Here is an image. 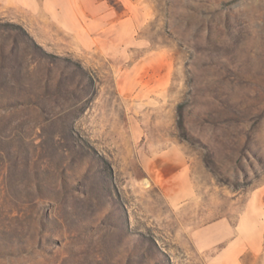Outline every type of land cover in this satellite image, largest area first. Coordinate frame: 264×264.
<instances>
[{
	"label": "rangeland",
	"instance_id": "rangeland-1",
	"mask_svg": "<svg viewBox=\"0 0 264 264\" xmlns=\"http://www.w3.org/2000/svg\"><path fill=\"white\" fill-rule=\"evenodd\" d=\"M0 264H264V0H0Z\"/></svg>",
	"mask_w": 264,
	"mask_h": 264
}]
</instances>
